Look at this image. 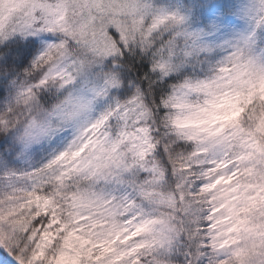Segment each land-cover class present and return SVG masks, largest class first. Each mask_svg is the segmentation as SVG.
<instances>
[{
	"label": "snow or ice",
	"instance_id": "snow-or-ice-1",
	"mask_svg": "<svg viewBox=\"0 0 264 264\" xmlns=\"http://www.w3.org/2000/svg\"><path fill=\"white\" fill-rule=\"evenodd\" d=\"M0 264H264V0H0Z\"/></svg>",
	"mask_w": 264,
	"mask_h": 264
}]
</instances>
